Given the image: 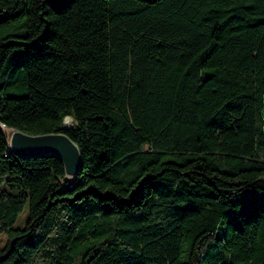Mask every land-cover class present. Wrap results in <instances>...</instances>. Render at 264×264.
Returning <instances> with one entry per match:
<instances>
[{"label": "trees", "instance_id": "16d2710c", "mask_svg": "<svg viewBox=\"0 0 264 264\" xmlns=\"http://www.w3.org/2000/svg\"><path fill=\"white\" fill-rule=\"evenodd\" d=\"M3 127L64 130L75 176ZM0 232V264H264V0H0Z\"/></svg>", "mask_w": 264, "mask_h": 264}, {"label": "water", "instance_id": "95a60500", "mask_svg": "<svg viewBox=\"0 0 264 264\" xmlns=\"http://www.w3.org/2000/svg\"><path fill=\"white\" fill-rule=\"evenodd\" d=\"M63 127H68L66 121H64ZM9 145L13 152L23 157L41 156L49 153L55 154L61 159L66 175H70L71 178L75 176L80 165L78 147L64 130L30 134L23 130L12 128Z\"/></svg>", "mask_w": 264, "mask_h": 264}, {"label": "rangeland", "instance_id": "374dc122", "mask_svg": "<svg viewBox=\"0 0 264 264\" xmlns=\"http://www.w3.org/2000/svg\"><path fill=\"white\" fill-rule=\"evenodd\" d=\"M70 124H71V118L66 119V125L69 126ZM4 133L6 137L9 139L11 134V129H4ZM66 176L67 178H71L70 175H66ZM27 212H28V204L27 202H25L23 208L20 210L15 221L13 222L12 227H22L25 223ZM4 242H5V234L0 232V245H2Z\"/></svg>", "mask_w": 264, "mask_h": 264}, {"label": "bare ground", "instance_id": "6f19581e", "mask_svg": "<svg viewBox=\"0 0 264 264\" xmlns=\"http://www.w3.org/2000/svg\"><path fill=\"white\" fill-rule=\"evenodd\" d=\"M4 129H7L6 127H3Z\"/></svg>", "mask_w": 264, "mask_h": 264}]
</instances>
